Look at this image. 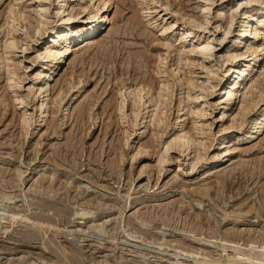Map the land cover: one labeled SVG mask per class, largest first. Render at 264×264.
I'll return each mask as SVG.
<instances>
[{"label": "rangeland", "instance_id": "1", "mask_svg": "<svg viewBox=\"0 0 264 264\" xmlns=\"http://www.w3.org/2000/svg\"><path fill=\"white\" fill-rule=\"evenodd\" d=\"M59 1L42 0L48 12L44 18L47 24L44 31L34 34L37 3L0 0V55L5 43L16 42L6 57L9 70L14 71L13 85H17L7 86L6 62L0 60V264H173L170 254L174 251L179 253L178 260L187 264L194 257L226 264L227 256L234 255L238 247L247 249L246 240L264 244V100L255 108L250 103L264 93L263 55L252 80L254 87L248 89L250 82L240 89V97L223 99L224 86L233 79L237 66L253 62L251 50L260 41L253 34L246 38L247 45L240 47V52L250 47L244 57L226 62L225 54L234 45L239 21L252 13L255 3L112 0L107 11L112 24L106 22L88 36L75 47L71 63L61 65L49 112L40 120L34 106L38 98L33 92L28 95L26 88L35 82L34 74L44 60L41 55L36 57L40 48L60 23ZM241 2L231 34L213 48L214 56L207 62L189 51L192 43L182 38L178 29L160 35L161 28L170 23L169 16L162 18L165 3L171 12L177 10L185 18L197 20L203 6H209L210 25L204 26L209 33L204 27L198 30L204 39L214 34L210 31L215 24H219L214 35L218 37L227 15ZM70 5L73 12L88 6L85 14L97 1L71 0ZM148 8L155 13L148 14ZM215 9H220V18L215 17ZM80 14L77 21L87 16ZM259 19L264 21V17ZM11 23L15 28L10 34ZM258 23L252 24L251 31L261 29ZM60 40L51 43L52 50L58 49ZM207 71L212 72V89L207 88L203 98L190 103L187 94L199 93ZM187 80L196 85L191 92ZM141 82L149 89L129 94L128 89ZM160 82L165 84L164 104L157 111L160 121L153 122L142 135L149 145L148 156L142 152L131 159L139 146V99L147 101L152 110L151 99ZM60 86L68 91L56 101ZM179 96L184 97L181 106L188 104L200 113L198 118L188 116L186 125L189 128L191 118L196 120L201 142L197 151L193 145L189 148V157L178 147L165 157L162 146L178 127ZM223 111L228 113L221 117ZM22 114L26 119L23 126ZM235 115L233 127L222 131ZM255 118L262 121L260 129L246 139ZM225 146L235 149L224 156ZM195 152L219 157L190 170ZM161 154L165 161L158 168ZM205 186L208 194L195 193Z\"/></svg>", "mask_w": 264, "mask_h": 264}, {"label": "bare ground", "instance_id": "2", "mask_svg": "<svg viewBox=\"0 0 264 264\" xmlns=\"http://www.w3.org/2000/svg\"><path fill=\"white\" fill-rule=\"evenodd\" d=\"M32 1L37 3V7H38L37 13H36V21H35L34 26H33L34 34H38L39 31L43 30L44 26L47 24L46 20L44 21V18H46L48 12L46 11L47 9H46L45 3H43L42 0H32ZM56 1H58V0H56ZM86 1L89 3H92V1H93V3H95V1H97V5L95 6V8L88 10L87 13H85V14H87V16H85L84 19L81 21H77L78 15H79V13H81L83 15L88 6L80 8L79 9L80 11H78V12H73L72 11V10H74L73 6L70 5L71 0H60L59 1V4H58L59 10L58 11L56 10V11H57V13H59L60 23L56 24L54 27L52 26L53 27L52 30H53V33L55 36L53 35V37L50 40H47L42 45L39 53L36 56V57H38V55H41L44 57V60L39 65L40 69L37 68L38 70L34 74V77L32 76L34 78L33 80H35V82L33 81L34 83L29 85L26 88V93L28 95H30L33 92V95L35 94L37 96L38 99H37V102L34 106H35V109L39 110L38 118L40 120H43V118L46 116V114H48L47 112H49L48 107L50 105L48 106V104L50 103V101H53L52 97H51V91L57 82V77H58L59 72H61L63 69L62 68L63 66H61V65L62 64L65 65L66 63H67V65L70 64L71 63L70 55L74 54L73 52H74L75 47L77 45L84 43L88 39L87 37L90 36L91 34H94L98 30H101L104 27V25L106 24V22L108 24H110V22H112V17H110L107 14L108 8H109L112 0H86ZM152 1H154V0H152ZM159 1H156L155 3L159 2ZM209 1H212V0H209ZM245 3H246V5L248 3L249 4L255 3V5H254L255 7L251 8L252 13L250 15H247V16L244 15L246 17H244L241 21H239L238 25L236 24L238 27L237 28L238 30L236 33V38L234 37L235 38L234 39V45L231 46L232 48H229L225 54L226 55V58H225L226 62H233L239 57H244L242 54H244V53L247 54V52L250 51L249 46L246 47V50L244 52H240L239 50H240L241 45L245 43L246 38L248 36H250L251 34H253L252 35L253 37L260 38V41L256 44L255 50H253V51L251 50L252 59H253L252 64H249V63L244 64V63H246L244 61L239 66L236 65L238 68L235 67L236 70H234L235 75H234L233 79H231L229 82H227L226 85L224 84L225 85L224 87L226 88L223 91L224 92L223 96H225V97H223L224 101L225 100L230 101L233 97H236L237 94H238V97H240L242 95V93L240 94V89L246 87L248 85V83H250V82H251V84H249L248 89H250V85L254 87V84L252 85V80H254L253 78L257 73V70H258L257 67H260V63H258L259 58L261 57V55H263L262 57L264 58V21L262 22L259 19V18L264 17V0H246ZM168 4L169 3H165L161 11L164 12V14H163L164 16H162V18L165 16H169L168 19H170V23L168 24V26L166 28H164V27H163L164 29L161 28L160 35H163V34L165 35L166 32H168V31H171L173 29H178L180 31V34L182 35V38L189 40L192 43V46L189 49V51L192 53H195L197 55V58L200 59L202 62H207L208 60H210L211 57L214 56L213 52H215V51L213 48L216 45H221L225 42V40L227 41L229 34H231L230 32L234 27L236 14H238L237 12H238L239 8L242 6V2L237 4V6L231 12H229L226 19L224 17L225 23L222 26L223 30L218 37H215L214 35H215V30L216 29L218 30L219 24H215L214 26L212 25L213 28H212V31H210V32H213L214 34L211 33L212 36L210 38L207 37V38L202 39L201 37H199L200 35H198V33H199L198 30L200 28H203L204 26L206 27L207 25H210L209 24V16L212 15V14H210L211 8L209 6H207V7L205 6L206 7V9H205L203 6V11L201 10L203 12V14H202V16H199L200 19L197 20L196 18H189V17L185 18L186 15L184 16L183 14H180V12H178L177 10H175L174 12H171L170 8L168 7ZM208 5H210V4H208ZM210 6H212V5H210ZM220 9H221V6H220ZM220 9H217V10L215 9L216 10V12H215L216 18H220L219 13H221V12H218ZM223 9H224V7H223ZM147 12H148V14H153V13H155V10H150V8H148ZM8 13H9V11H8ZM12 14H13V12H12ZM244 14H246V13L244 12ZM21 15H22V13L20 14V16ZM55 16H57V14ZM213 16H214V14H213ZM239 18H240V16H239ZM179 20L181 21V23H179L180 22ZM210 20H211V18H210ZM13 21L14 20L12 19V22ZM156 21L157 20H155L154 22H156ZM257 21H259L258 24L261 25V27H260L261 29L260 30L253 29V31H251L252 30V28H251L252 24L256 23ZM8 22H10V21H7L6 24H8ZM211 22H212V20H211ZM88 23H90V25H88ZM212 23H214V22H212ZM13 24L14 23H11L9 25V30H8L9 32L8 33H10V34L13 32V30L15 28V25H13ZM205 27H204V30H207L208 28H205ZM105 28H108V27L105 26ZM208 31L209 30H207V32ZM251 32H253V33H251ZM58 38L61 39L60 44L58 46V49L52 50L50 47L51 43ZM162 43H163V45H166L167 47H169V44L166 41H164V42L162 41L161 44ZM15 46H16V42L14 40H12L11 42L5 43L3 46L4 51L0 55V60H2V62H4V63L6 62L5 63V67H6L5 68V78H6L7 86L9 88H12V87L15 88L14 85L17 86L16 83L13 85V77L12 76L14 74V71L9 70V63H8V61H7L8 59L6 57L8 54V50L11 48L13 49ZM218 58H220V56H218ZM158 59H159V57H158ZM36 60H37V58H36ZM160 62H162V61H160ZM159 63H158V65H160ZM174 70H175V68H174ZM211 73H212L211 71L206 72L205 81L202 84V86L199 87V93L197 95L191 96L190 94H187V99L189 98V101L191 100L190 103L198 101L199 98H203L207 88L212 89V85L210 83V78H211L210 74ZM66 83L70 86V83L68 81ZM164 86H165V84L160 82L159 87H158V91H156L157 93L155 92L156 95L153 94L154 97L151 99V101L153 102V109L152 110H150V108H149L150 105H147V103H146L147 101H142V97L140 99L138 98L139 102H141L140 106H138V107H141V111H139V113H140V115L142 114V116H141L142 119H141V122L139 123V125L141 124V126L139 128L137 127V129L139 131L138 132L139 137L137 139V140H139V146L137 145L138 148L135 150V152H133L131 154V159H133L137 154L139 155V153L142 154V152L145 153L148 151L147 149H148L149 145L147 143L143 142L142 135H145L144 133H146L145 131L147 130V127L149 128L150 125H153L154 124L153 122L160 121V118H158V115H157V111H158V109H160L159 106L164 104V101L162 100V98H163L162 91H163ZM144 87H147L149 89L148 85L144 86V85H142V82H141V85H139L137 88L132 89L130 87L131 89H128L129 90L128 92H129V94L130 93L134 94V92L141 94L142 90H144ZM195 87H196V85L192 81L187 80L188 91L191 92V90L195 89ZM253 87H252V89H253ZM65 89H63L62 86H60V88L58 89V91L56 93V96L54 97V100L56 99V101H57V99H60V97L63 98V96H61L62 92L68 91V89H66V91H65ZM77 91H79V90H77ZM244 95H245V93H243V96ZM257 98H258L257 100L253 99L252 102H250L254 108H255V106H257L259 104V101L261 102L262 100H264V93H261L259 95V97H257ZM76 99H77V96H76ZM183 102H184V97L179 96V98H178V109L177 108L176 109L178 111H180V114L177 115V120L175 122V124L178 127L176 128V130L173 134V137L171 139H169V141H166L162 146V147H164L162 153H164L165 157H167L166 153H168V151L170 149H172L173 147L180 148L181 153L185 154L186 157H189V153H188L189 148L193 145L192 148H195V151H197L198 150L197 146L201 142V141L199 142L198 136L196 134L197 133L196 130H199V129H198V126L196 125V120L194 119V118H198V114H200V113H199L198 109H192V107H189L188 104H185V105L183 104L181 106V104ZM81 109L82 108L80 107L78 110L79 114H81L80 113L82 111ZM120 109H121V106H119L118 110L120 111ZM226 112L228 113V111H223L221 114V117L226 116ZM53 113H54V111L52 110L51 114H53ZM82 113H83V111H82ZM138 114H135V119L138 118ZM232 114L233 113H231L230 115H232ZM237 115H235L230 120V123L228 125H225L224 127H222V131L223 130H229L230 128L233 127V122L236 119ZM80 116H82V115H80ZM188 116L194 117V118H191V126L189 128L186 125V120L188 119ZM238 117L240 118V116H238ZM44 120H45V118H44ZM253 121H254V123L251 124L252 130L249 131L248 135H246V139L253 137V134L256 133L257 130L260 129L262 121H258L257 118H255V120H252V122ZM25 122H26V119H25L24 115L22 114L20 124H22V126H23V125H25ZM135 125H138V123L135 122ZM156 126H157V124H156ZM152 134L156 135L155 133H152ZM153 137H154L153 139H157L156 136H153ZM254 137H255V135H254ZM158 139L155 141H158ZM234 149L230 148L229 146H225V148L223 149V153H224L223 155L225 156V155L230 154L231 151H234ZM195 153L196 154L193 157L194 162L192 163L190 170L191 169L193 170L195 168V166L197 164H199L200 162H207V161L209 162V160H212V159L214 160L215 158L219 157L218 154H215V153H212L210 156H206V152H204L203 154H200L198 152H195ZM145 154H147V153H145ZM162 155L163 154L159 155V158L157 160L158 161L157 162L158 168L161 166V163L165 161L164 160L165 158L163 157L164 155L163 156ZM147 156H148V154H147ZM147 165H149V164H147ZM198 166L200 167V165H198ZM144 167H146V165ZM206 188L207 187L205 186V189H199L198 188V190H195V188H194L193 190H195V193L197 192V195L198 194L203 195V194H208L207 191L209 188H207V189ZM199 197H200V195H199ZM3 198H5L6 200H9L12 197L4 196ZM11 216L14 217L13 213H11ZM246 241L247 242L245 243L246 244L245 246L247 249H241V247L240 248L238 247V249H236V252L234 253V255L227 256L228 262H226V264H231V263H235V262L242 263V264H264V244L256 245V244H254L255 242H251L250 239H248ZM235 244L236 243H234V245ZM236 245H238V243ZM245 246L243 248H245ZM170 255L174 256V263L173 264H187V263L179 261L180 259L178 258V256H179L178 252L174 251ZM182 256L185 257V259L189 258L187 254H182ZM180 258L182 259V257H180ZM184 261H187V260H184ZM188 264H221V263L218 262V260H210L209 261V260L204 259V258L194 257L193 262L188 263Z\"/></svg>", "mask_w": 264, "mask_h": 264}]
</instances>
